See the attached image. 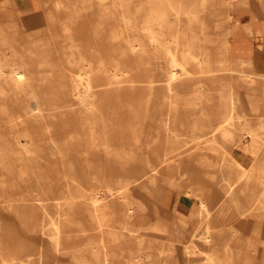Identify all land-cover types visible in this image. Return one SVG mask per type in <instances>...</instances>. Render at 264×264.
<instances>
[{
  "label": "bare ground",
  "instance_id": "bare-ground-1",
  "mask_svg": "<svg viewBox=\"0 0 264 264\" xmlns=\"http://www.w3.org/2000/svg\"><path fill=\"white\" fill-rule=\"evenodd\" d=\"M78 1L35 0L40 8L24 10H18L13 0L3 2L9 20L0 21V189L32 172L29 162L37 145L23 130L24 121L31 119L48 134L60 165L64 166L68 148L89 144L103 146L110 153L105 162L125 170L143 148L152 168L143 170L139 179L158 192L172 187L176 195L169 199L166 212H136L143 204L132 193V181L111 180L104 194L65 188L53 198L56 218L44 224L50 213L40 214L38 220L39 212L30 211L38 206L45 210L49 202L34 200L37 206L26 203L29 198L0 193V211H14L7 217L0 212L1 223L16 216L23 226L41 233L50 223L51 229L45 230L51 252L46 254L42 246L36 251L47 262L54 251L64 250L68 264H182L183 254L190 257L187 264H264V117L256 115L264 110V28H254V22L264 20V0H253L251 12L236 17L232 10L246 8L249 0H144L141 25L134 15L141 9H128L130 0L105 5L97 0L96 14L116 18L121 36L130 30L142 32L150 51L164 58L165 69L157 82L166 112L146 127L136 123L133 110H128L130 119L120 123L101 111L106 98L134 103L136 80L129 69L119 74L117 66L125 65L127 56L130 64L135 62L132 53H146V44L127 34L120 37L125 43L122 61H111L113 73L101 83L95 74L105 71L104 60L93 61L92 67L90 59L76 51L79 43L72 34L81 11L75 5ZM41 23L45 30L59 25L61 34L40 37ZM63 63L74 72L66 75ZM52 81L72 84L70 90L59 84L63 99H50L43 106L39 99L43 93L53 94ZM145 85L154 87V80L147 79ZM29 99L37 103L34 111L28 107ZM54 114L56 135L47 122ZM8 133L13 138H7ZM20 135L28 138L18 139ZM249 156L251 161L246 160ZM67 168L65 162L56 178L75 182L72 167ZM185 182L195 185L184 187ZM191 195L197 201L195 211L188 202ZM155 199L151 197L153 207ZM86 230L94 231L86 240L68 242L76 237L70 231ZM134 238L139 247L133 246ZM13 239L0 237V264L30 260L31 254L17 248Z\"/></svg>",
  "mask_w": 264,
  "mask_h": 264
},
{
  "label": "rangeland",
  "instance_id": "rangeland-1",
  "mask_svg": "<svg viewBox=\"0 0 264 264\" xmlns=\"http://www.w3.org/2000/svg\"><path fill=\"white\" fill-rule=\"evenodd\" d=\"M182 1L185 3V1L187 2L188 0ZM107 2L110 4L112 0H104L103 3L100 4L105 5L107 4ZM143 2L144 0H130L128 9H132L133 11H135V9L137 8L141 9V3ZM249 4L251 8L248 6ZM249 4L246 6V8L233 9L232 12L234 17L241 14H246L248 11H251L252 8L255 7L256 3L253 0H249ZM75 5L81 10L80 15L74 19L75 22L73 25L74 32L72 35L79 43V49L76 51L86 55V57L90 59V66L92 67L96 66V62L93 61H97L99 58H102V60H104V65H102V67L105 69V71L95 74V77L101 80V83H104L106 80L105 77L113 73L112 69L114 68V65H112L111 61L113 59L118 60L119 63L120 60L122 61L120 49L121 46L125 45V43L123 44V40L120 37L127 34L132 38L135 37L137 39V42L146 44L145 37L142 32L139 31L135 33V31L133 32V30H130V32L128 31L127 33L124 32L121 36L118 31V26H116V18H114L113 16L108 17L107 15L98 16L96 14L98 8L97 0H79L75 3ZM46 8L52 9L51 7ZM143 13L144 11L142 9L137 13H134L138 25H141ZM63 16L64 14L59 15V18L62 19ZM186 21L187 19L185 17L181 19L182 23H185ZM38 25L39 27H41V31H39L38 33L40 34V37H53L54 35L61 34L58 32L59 25L57 24L53 25L49 30L44 29V23ZM115 30L116 37L114 38L112 36V33L115 32ZM146 50V53H142L139 51L132 53L131 57L135 59V62H131L130 64L128 61L129 56H127L123 58V60H126L125 65L118 64L117 66V68H119V74H121V69H129L130 74L136 80L134 86V103L129 102V99L106 98L103 100L104 102L101 103V111L104 117L112 118L113 121L118 120V123L125 122L132 116L131 112L129 113V111L133 110L136 117V123L138 125L143 124L145 127L146 124L150 123V121L152 124H156L160 118H163L164 112H166L167 104L166 100L162 98L160 86L158 85L157 80L161 78L164 72L165 61L161 56H156V52H154L153 50L150 51V45L146 44ZM55 59L57 60L58 57H55ZM63 67L65 68L66 75L72 74V72H74L68 71L71 67H69L66 63H63ZM150 78L151 80H154L155 84L152 88H148L145 85V81ZM51 84L54 85V88L51 89L54 91L53 94L49 95L43 93L42 97H40L39 99V103L42 101L41 103L43 106H46L45 102H48L50 99L57 102L61 101V99H63V95L59 93V84L68 85V89L70 90V85L72 84V82L52 81ZM37 89L42 92H44L45 90L43 88ZM27 102L30 110L34 109L37 105L36 101L33 99H29ZM241 102L245 107L247 102L244 99V95H242ZM12 107L15 111L16 106L13 105ZM256 115L258 117H264V110L261 108V111L259 113H256ZM247 117L253 119V116H251L250 114ZM31 122V119L25 120L23 123V130L24 128H26L29 137H31L34 143L37 145V147H35L36 154L34 155V157H31V160L29 162L32 172L29 173L28 177L25 179H18L15 177L13 180L6 182V184H4V187L0 189V193L12 198H29V201H27L26 203L32 202V204H36L37 206L38 202H35L34 200H44V202H49L45 210L41 209V207L38 206L37 208H34L32 211H30L39 212L37 216L38 220L40 219V214L45 215V212L50 213L51 217L46 215L45 219H43L44 224L48 221L52 222V220L56 218V208L52 204L53 198H57L59 196V193L65 188H69L73 193H78V188L81 189L84 193H90L93 190L103 193L106 184H108L111 180H126L132 181V184L133 182L135 183L132 193L135 197L140 196V203L143 204V208L137 209L136 212H166V209L169 208V199L176 195V192L172 187L165 186L163 192H161L160 190L158 192L155 188H152L150 187V185L143 183L141 178L139 179L140 174L143 172V170L147 171L152 168V162L148 151L142 148V151L136 154L137 158H135V161H129L127 168L124 170L120 168V166H111L113 163L105 162V158H109L110 153H108V151H104L103 146L83 144V146L80 147L68 148V151L64 153L66 154V156H64L66 157V161L63 162V166L60 165V161L58 160L59 156L57 154L56 148L48 141V134L44 129L40 127L37 128L35 124H32ZM47 122L50 123L51 131L56 135L57 120L55 114L53 115V117L51 116L50 119L48 118ZM7 130L6 132H9V130ZM148 130L151 133L158 134V130L156 128H149ZM11 133H8L9 135L7 134V138H13V135H11ZM69 134H75V132H69L67 135ZM151 137L155 139L159 136ZM27 138V136L25 137L21 135L18 137V139L21 140H25ZM11 140L14 141V139ZM252 159V156L246 158L247 161H251ZM65 162L67 163L68 168L70 166L72 167V171L74 172L76 177L75 182H66L65 179L60 178L59 176L56 178V173L65 169ZM12 171L14 173V167L12 168ZM160 174L162 175V173ZM176 178L179 180L178 177ZM190 185L195 184L191 182H185L184 187ZM156 196L158 199H155L156 205L153 207V205L151 206V197ZM188 202L191 208L195 211L197 201L193 195L189 196ZM0 212H5L4 214L7 217L8 212L10 213L14 211L9 209ZM193 215L194 218H197L195 213ZM9 219L11 221H8L6 223H1L0 221V236H4L5 232L11 227L13 235H16V233H13V231L20 232V237L17 240L18 243L16 244L17 248H23L25 254H31V256L29 257L30 260H28V262L30 263L25 262V264H41V262L42 264H68L69 259L65 256L64 250H60L58 252L53 250L54 252L52 255V260L50 262H47L45 257L42 259L41 256L38 257V255H36L37 249L41 250V246L42 251H45L46 254L47 252H51V249L48 247L51 245L52 241L47 235V230H45L47 228L51 229L52 226L50 225V223L49 225L44 227V232L41 233V231H36L32 227L23 226V224L18 221L16 216H10ZM85 224L86 223L84 222V225ZM13 227H15L16 229H14ZM192 227L190 226V229ZM72 229L76 230L79 228L75 227ZM93 232L94 231L92 230H86L84 232L70 231L71 234H76V237L74 239L72 238L73 240L69 239L68 242L70 241V244L71 241L74 240L78 241L79 243L83 242ZM82 244L83 243H81V245ZM133 246L139 247L137 238L133 239ZM199 247L201 248L204 246L199 245ZM193 254L198 255V250H195ZM189 258L190 257H188L186 254H183L181 260L182 264H187L189 262ZM9 264L19 263L17 260H15L14 263L12 262Z\"/></svg>",
  "mask_w": 264,
  "mask_h": 264
},
{
  "label": "crops",
  "instance_id": "crops-1",
  "mask_svg": "<svg viewBox=\"0 0 264 264\" xmlns=\"http://www.w3.org/2000/svg\"><path fill=\"white\" fill-rule=\"evenodd\" d=\"M35 0H13V3H14V5H15V7L18 9V10H24V9H27V8H36V9H38V8H40V6H38V5H35V2H34ZM3 2H4V0H0V21L1 22H6V21H8L9 19H8V16L2 11V9L4 8V4H3ZM35 5V6H34ZM8 7V6H7ZM251 8V7H250ZM251 11H248L247 12V14L248 13H250ZM261 19H263V17L261 18ZM254 28L255 29H263L264 28V20H261V21H256V22H254ZM14 226V225H13ZM14 229H16L15 227H13ZM13 233H16V235L14 234H12V227L11 228H9V230H7L6 232H5V237H8L9 235H12V237L14 238L13 240H12V243H14V244H17L18 243V239H19V237H20V232H16V231H13ZM18 234V235H17ZM4 236H2V238H5ZM1 237V236H0ZM9 243H10V241H8ZM17 246V245H16Z\"/></svg>",
  "mask_w": 264,
  "mask_h": 264
}]
</instances>
